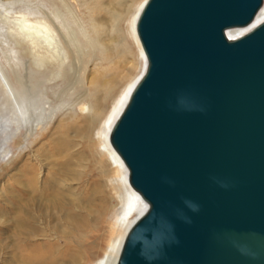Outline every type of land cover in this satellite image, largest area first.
I'll return each mask as SVG.
<instances>
[{"label": "water", "instance_id": "water-1", "mask_svg": "<svg viewBox=\"0 0 264 264\" xmlns=\"http://www.w3.org/2000/svg\"><path fill=\"white\" fill-rule=\"evenodd\" d=\"M263 0H146L109 142L147 203L116 264H264Z\"/></svg>", "mask_w": 264, "mask_h": 264}, {"label": "bare ground", "instance_id": "bare-ground-1", "mask_svg": "<svg viewBox=\"0 0 264 264\" xmlns=\"http://www.w3.org/2000/svg\"><path fill=\"white\" fill-rule=\"evenodd\" d=\"M101 2L102 0H95L96 9H99ZM4 6L0 2V18H3V24L0 23V44L5 45L3 50L5 61L14 62L17 58L15 49L17 46L25 47L29 53H32L39 39L45 41L48 46L50 42L52 43L53 34L52 28L47 23L48 19H46L47 22L35 20L33 24L27 18L22 20L23 14L16 15L18 9L14 11ZM96 11L98 10L93 11L92 14L95 15ZM137 12L138 9L135 8L130 20V30L139 47L140 43L135 30ZM263 21L264 0L250 24L229 29L226 34L228 38L230 35L239 37ZM7 22L19 26L21 31L17 32L13 29L14 31L6 35L5 33L12 29V26L5 29ZM247 26L249 27L244 28ZM95 27L98 25L95 24ZM33 59L38 64L36 58ZM6 69L0 61V90L4 102L13 109L14 118L12 119L20 128V137L15 140L12 147L16 148L17 151L14 148L17 152L16 157L21 163L13 178L15 193L12 194V191H9L5 195L13 201L10 205L4 206L3 213L13 214L11 219L14 227H4L10 229L11 234L7 237L8 241L4 246L10 247L9 256L3 264H87L89 258L93 259V264H114L121 239L113 240L102 255L93 256L100 242L98 232L102 227L98 226H101L105 218L114 212L117 226L125 229L130 227L132 220L138 215L141 216L148 206L130 185L127 168L109 142L115 107L100 123L95 121V112L85 116L80 126H73V128L61 118L54 130L46 131L53 115L51 108L42 109L41 107L43 110L41 114L36 116L31 114L27 103L25 104L23 100L26 97V91L19 89L20 87L17 88L19 85L15 87ZM37 72L35 76L42 73L39 72L36 75ZM100 84H102L101 87H107L105 81ZM10 123L8 118L0 117V154H3V160L9 157L4 165L12 162L15 154L6 141V134L11 131ZM70 128L83 135H89L96 129L97 153L105 158L118 179L109 176L108 172L106 174L102 165H105V162L95 160L88 149L71 150L75 144L68 134ZM30 139V143L27 144L26 142ZM36 144L39 145L33 149L32 146ZM69 179L75 181V186L69 183ZM118 207H120L119 211L116 210Z\"/></svg>", "mask_w": 264, "mask_h": 264}, {"label": "rangeland", "instance_id": "rangeland-1", "mask_svg": "<svg viewBox=\"0 0 264 264\" xmlns=\"http://www.w3.org/2000/svg\"><path fill=\"white\" fill-rule=\"evenodd\" d=\"M145 1L102 0L99 9H96L95 0H0L3 6L5 5L4 8L14 11L18 9L15 14H23L22 20L27 18L30 23L35 24V20L37 22H47L46 19H48L47 23L52 28L53 40L49 44L50 47L41 39L37 41L32 53H29V50L25 47L17 46L15 48L17 58L14 62L5 61L3 52L5 45L0 44V61L4 64L5 69L7 68L6 72L15 87L19 85L17 88L20 87L19 89L26 91V97L23 100L25 104L27 103L30 113L36 116L43 112L44 107L51 108L50 111L53 115L46 131L54 130L61 118L65 119L72 127L80 126L83 124L85 116L95 112V121L100 123L113 107L115 108L112 117H114L115 122L126 104L131 90L146 67L142 48L141 46L138 47L130 30V20L134 9H138V17ZM95 10L98 11L93 15L92 13ZM2 21L3 18H0V23ZM95 24L98 27H95ZM5 25L6 30L8 29L6 27L12 26V29L5 33L6 35L14 31L13 29L17 32L21 31L19 26L12 23L7 22ZM234 38L237 37L230 35V39ZM25 49L28 53L25 52ZM29 54H32V56H29ZM33 58H36L38 64ZM32 71H38L36 75L39 72L42 73L35 76V72ZM103 81L106 82L107 87L105 88L104 86L101 87L102 84H100ZM3 99L0 90V117L8 118L11 121V131L6 134V141L7 145L12 147L15 140L20 137V128L12 119L14 118L13 109ZM82 107L84 109L81 110ZM16 126L17 128H15ZM73 128L68 130V134L75 144L71 150L88 149L89 152H92L95 160L105 162V165H102L106 174L108 172L109 176L118 179L117 174L111 170L105 158L100 157L97 153L96 129L89 135H83L77 133ZM30 141L31 139L26 143L28 144ZM38 145H33L32 148L34 149ZM14 148L12 147V151L16 150ZM16 151L13 156L14 160L7 165L4 164L9 157L3 160V154H0V157L2 156L0 158V264L4 263L10 250V247L5 248L4 246L11 231L4 227H14L11 219L13 214L6 215L3 210H5L4 206L6 204L10 205V202L13 201L12 198L5 196L6 192L12 191V194L15 193L13 178L21 163L16 157ZM69 183L75 186V181L69 179ZM119 209L120 207L116 210L119 211ZM115 214L113 212L108 215L102 225L98 226L102 227L98 232L100 242L97 244V251L93 256L102 255L116 238L121 239L118 248L119 254L129 227L125 229L118 227ZM139 216H136L132 222ZM93 263L92 258L87 259V264Z\"/></svg>", "mask_w": 264, "mask_h": 264}]
</instances>
